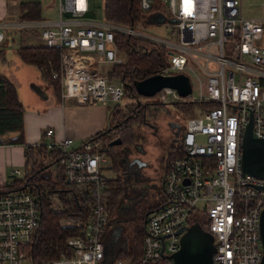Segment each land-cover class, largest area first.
<instances>
[{
  "label": "built area",
  "instance_id": "obj_1",
  "mask_svg": "<svg viewBox=\"0 0 264 264\" xmlns=\"http://www.w3.org/2000/svg\"><path fill=\"white\" fill-rule=\"evenodd\" d=\"M138 7L142 14L154 11V19L158 14L174 18L173 35L151 36L88 17L89 0H58L56 18L0 25V42L4 26L38 29L42 43L58 51L59 67L51 77L58 80L59 100L78 104H118L124 95V83L100 69L124 61L116 32L160 46L166 64L157 73H183L191 90L182 97L165 86L157 91L158 101L215 105L183 119L181 153L168 162L160 180L164 198L143 222L139 264H172L181 232L198 222L213 238L212 264H260L264 178L243 171L241 141L249 118L252 135L264 137V20L245 16L242 0H138ZM42 137L38 144L56 151L65 181L88 196L89 211L80 220L66 221L78 226L79 233L67 237V248L58 257L34 261L27 243L40 219L37 197L28 188L0 191V264H127L107 253L113 251H105L102 239L111 212L103 173L109 156L102 152L100 138L75 145L71 137H55L49 126Z\"/></svg>",
  "mask_w": 264,
  "mask_h": 264
},
{
  "label": "trees",
  "instance_id": "obj_2",
  "mask_svg": "<svg viewBox=\"0 0 264 264\" xmlns=\"http://www.w3.org/2000/svg\"><path fill=\"white\" fill-rule=\"evenodd\" d=\"M18 15L22 19H33L40 17V4L38 2H19ZM104 19L109 22L121 24L124 26H134L140 20L142 13L138 7V0H103ZM115 42L120 52H124L125 60L115 63L108 70L110 78L117 77L124 83V93L128 91L135 97L148 98L137 94L133 82L143 79L147 76L156 74L157 71L166 64V57L163 49L153 42L128 35L122 32L115 33ZM16 52L23 63L34 65L39 69L45 81L51 85L53 94L59 99L60 87L58 80L51 77L53 70L58 69L59 55L54 48L44 44H24L19 45ZM5 62L4 49L0 48V63ZM144 110L149 109L151 118L158 115L159 112H168L166 103L144 102ZM174 110L181 115L183 119L195 114L196 106L201 108L212 107L214 103L192 102L189 100H179L171 102ZM136 105L134 102L126 104L125 107L132 108ZM136 107V106H135ZM134 107V108H135ZM24 105L20 101L16 86L6 78L0 71V144L24 143L23 128ZM122 110L118 104H115L109 112V123L114 114H119ZM140 117V123L143 124V109L137 110ZM120 114V115H121ZM113 129L102 134L100 132L91 138H101L106 133H111L117 129L116 134L122 140L120 144L108 145L106 141L102 145V152L106 153L113 165L117 169L114 177H106L107 201L110 212L124 214L129 204L133 211L131 217L138 229L133 233L131 244L128 250L124 248L117 249L116 257L124 259L127 264H139L142 252L143 222L147 213L160 204V197L156 200L152 197L142 198L140 201H127L125 190L127 188L126 177L128 163L123 159L127 158V150L122 148L125 142H131L139 134L134 132V125H138L137 118L128 116L126 119ZM184 127V126H183ZM182 132V131H181ZM181 134V133H180ZM178 139L168 147L167 157L164 158L163 172L159 178L162 179L163 173L168 162L180 154ZM155 186V182L149 185ZM20 188L32 190L38 201L40 208V219L38 225L34 228L30 241L27 243L28 256L34 261H41L48 258L58 257L59 254L67 248L65 243L67 237L77 235L79 227L61 223V219L80 220L84 218L89 211V198L83 195L76 186L68 184L64 179V172L58 163L56 151H48L42 144L24 145V176L13 178L10 182L0 185V191H14ZM161 188V187H160ZM56 195L60 200V208L52 207L50 196ZM142 225L140 226V224ZM198 225L201 223L198 222Z\"/></svg>",
  "mask_w": 264,
  "mask_h": 264
},
{
  "label": "rangeland",
  "instance_id": "obj_3",
  "mask_svg": "<svg viewBox=\"0 0 264 264\" xmlns=\"http://www.w3.org/2000/svg\"><path fill=\"white\" fill-rule=\"evenodd\" d=\"M3 0H0V2ZM7 0H4V5ZM17 2H38L40 4V18H56L57 17V0H17ZM90 11L87 14L88 17L103 19L104 11H103V0H89ZM242 8L243 14L247 17L254 18H262L264 19V0H242ZM19 11H17L18 13ZM160 12L164 15H167V9L164 5H160ZM11 13V11H10ZM154 11H146L142 14L139 21L134 24V29L142 32L147 35L156 36V37H171L173 32L172 23L168 21H157L154 19ZM9 22H17L21 21V18L16 14H9L4 18ZM5 33V39L0 42V47L5 48V62L0 63V71L5 74L10 80L15 81L17 94L20 101L23 103L25 109H37L38 107L35 105L32 99H29V93L35 96V100H37L36 96L40 98V104H46L48 101H55V97L53 96L51 85L45 81L42 73L39 69H37L34 65L23 63L16 49L19 45L22 44H38L40 41L33 37L30 33L34 32L33 30H38L36 28H23L21 26H4L2 27ZM39 31V30H38ZM33 37V38H32ZM40 44V43H39ZM120 55L125 60L124 52H120ZM102 71H108L111 66L102 65L100 66ZM14 78L16 80H14ZM31 84H35L41 87L44 93L48 96L47 98H42L37 92H35ZM136 98L134 95L125 92L124 95L119 99L118 106L122 110L119 114H114L112 119H110V123L108 126H112L113 124H119L123 118H127L128 114L131 112V108L125 107L126 104L130 102L136 103ZM142 98V97H141ZM140 98V99H141ZM138 99V98H137ZM146 102H155L159 100V95L156 92L153 96L148 98H143ZM36 102V101H35ZM75 102V101H74ZM115 104L109 102L108 103V112H110ZM166 107L168 108V112H159L154 118L149 117V109L148 116L144 119L143 124L140 123L139 118H137V124L134 125V132L139 134L138 137L133 138L131 142H125L122 148H126L127 150V159H139V161L146 163L144 164H128L127 171H125L124 175L126 177L127 188L125 190V196L127 197V201H140L142 198L152 197L156 200L164 198L160 188V182L158 181L161 173L163 172V162L164 158L167 157L168 147L171 144H174L176 139L179 137L181 132L178 134L175 131V128L171 126L170 122H175L177 124H181L183 122V118L180 114H178L171 103H166ZM138 108V107H137ZM199 105L196 106V110L200 109ZM121 114V115H120ZM183 124V123H182ZM146 125V126H143ZM117 129L112 131L111 133H106L103 137L100 138L101 144L106 141H110L115 137H118L116 134ZM104 134V133H103ZM95 135V134H94ZM93 136V135H92ZM91 138L90 137H87ZM23 147L25 144H22ZM19 166H14L17 168ZM13 168V169H14ZM20 173L17 175H10L8 178H19L24 176V168L22 165L19 167ZM103 173L106 177H114L117 174V169H114L111 164V160L109 158V168L103 169ZM155 182L154 187H150L149 185ZM108 188V185H107ZM76 189L79 188L76 186ZM107 189H106V197H107ZM50 201L52 203V207L55 209L60 208V200L56 195L50 196ZM128 205V206H127ZM127 209L125 213L118 215L112 211L110 215V224L109 227L102 234V239L105 246V251L112 250L117 251V249L124 248L128 250V247L131 244L133 233L138 229V225L136 227L135 223L132 222V209L128 208L129 204L127 203ZM61 223L66 224V221L73 222L74 220L69 219H61ZM122 225L121 235L117 238L112 233V227H116ZM142 223L140 224V226ZM111 228V229H110ZM123 228H125L123 230ZM124 260V259H123Z\"/></svg>",
  "mask_w": 264,
  "mask_h": 264
},
{
  "label": "crops",
  "instance_id": "obj_4",
  "mask_svg": "<svg viewBox=\"0 0 264 264\" xmlns=\"http://www.w3.org/2000/svg\"><path fill=\"white\" fill-rule=\"evenodd\" d=\"M6 4L7 7L4 5V0L0 2V25L11 21L9 19L3 21L9 14L16 13L18 15L19 2L17 0H7ZM2 30L4 33V29ZM33 31L30 34L38 39L40 44H43L39 38L38 31ZM0 48L4 49L5 54V48ZM6 78L9 79L7 76ZM14 80L16 79L14 78ZM10 81L16 86L15 81ZM53 96L55 101L40 104V98L36 96L37 100H35V96L29 93V99H32L38 108L31 110L24 107L23 128L25 144H35L41 141L43 130L49 126L53 128L55 137H71L74 144L79 145L87 137H92V135L104 130L109 125L108 103L78 104L72 100L61 102L54 94ZM20 165L24 168L23 145L19 143L0 144V185L10 182L13 179L8 178V176L13 175L11 170L14 166L20 167ZM19 167L17 168L19 169Z\"/></svg>",
  "mask_w": 264,
  "mask_h": 264
},
{
  "label": "water",
  "instance_id": "obj_5",
  "mask_svg": "<svg viewBox=\"0 0 264 264\" xmlns=\"http://www.w3.org/2000/svg\"><path fill=\"white\" fill-rule=\"evenodd\" d=\"M157 21L174 22V18L165 20L162 14H158ZM133 86L137 94L143 96H153L162 87H171L176 89L180 96H186L191 90L189 77L183 73L175 74H153L140 80H135ZM32 89L42 98L47 95L40 86L31 84ZM136 98V103H138ZM117 124L107 126L102 130V134L113 129ZM121 138L115 137L108 142V145L120 144ZM141 164V163H139ZM241 166L244 172L254 174L264 178V137L257 138L252 135L251 118L244 129L241 141ZM180 228L177 233H180ZM259 235L262 246V256L260 264H264V207L260 214ZM214 242L211 234L198 224H190L185 227L179 236V247L170 257L172 264H212V253L214 251Z\"/></svg>",
  "mask_w": 264,
  "mask_h": 264
},
{
  "label": "flooded vegetation",
  "instance_id": "obj_6",
  "mask_svg": "<svg viewBox=\"0 0 264 264\" xmlns=\"http://www.w3.org/2000/svg\"><path fill=\"white\" fill-rule=\"evenodd\" d=\"M138 98V103L136 104V105H134V107L132 108V112H130L129 114H128V116H134V117H137V115H139V113L137 112V110H140V109H143V111H145V112H143V115H144V119H146V116H148V110H144V108L145 107H140V105L142 104V105H145L144 104V102H146V101H144V99L143 98H141V97H137ZM141 98V99H140ZM133 102V101H132ZM138 107V108H137ZM123 119H126V118H123ZM171 126H173V128H175V131L174 132H176L177 134H178V132H181L182 130H183V124L181 123V124H177V123H175V122H170L169 123ZM143 126H146V125H143ZM123 161L125 162H127L128 164H139V163H142V164H146V163H144V162H141V161H139V159H127V158H125V159H123ZM125 162V163H126ZM109 227H111V224H110V221H109V223H108V225H107V227H106V229H105V231L109 228ZM111 229V228H110ZM112 233L117 237V238H119L120 237V235H121V229H122V225H119V226H116V227H112ZM125 228H123V230H124ZM109 230V229H108Z\"/></svg>",
  "mask_w": 264,
  "mask_h": 264
},
{
  "label": "bare ground",
  "instance_id": "obj_7",
  "mask_svg": "<svg viewBox=\"0 0 264 264\" xmlns=\"http://www.w3.org/2000/svg\"><path fill=\"white\" fill-rule=\"evenodd\" d=\"M137 104V103H136ZM107 253H110V254H112V255H114V256H116V251H113V252H107Z\"/></svg>",
  "mask_w": 264,
  "mask_h": 264
}]
</instances>
